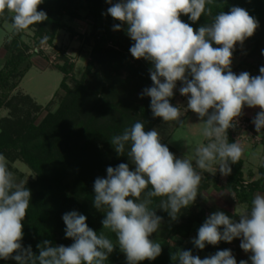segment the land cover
I'll return each instance as SVG.
<instances>
[{
	"label": "clouds",
	"instance_id": "1",
	"mask_svg": "<svg viewBox=\"0 0 264 264\" xmlns=\"http://www.w3.org/2000/svg\"><path fill=\"white\" fill-rule=\"evenodd\" d=\"M42 2L0 0V17H10L14 32L24 31L48 19L38 10ZM106 2L110 5L106 15L120 22L113 30L126 31L133 41L129 49L132 57L151 65L152 86L140 95L150 97L153 117L169 126L175 123L183 127L182 117L191 111L202 125L204 142L188 159L177 158L162 143L160 131H146L145 123L139 120L113 135L109 141L115 152L127 155L134 169L126 163L107 167L106 178L94 181L93 206L104 213L102 229L113 233L115 242L105 231L97 233L90 228L85 215L70 211L62 219L65 237L73 243L53 245L44 240L37 244L38 254L31 245L22 244V222L31 204V191L25 181L16 180L7 157L0 153V260H14L16 264H108L117 247L127 264L155 260L162 253V245L150 237L159 231L163 219L155 209L166 211L176 221L182 210L202 194L199 188L204 172L231 174V165L240 161L246 149L238 140L229 142L228 130L237 127L245 106L260 109L252 123L259 135L264 133V66L255 76L247 71L236 74L231 68L236 45L243 46L259 28V21L245 8L232 6L227 12L220 10L212 15L207 7L212 0ZM182 15L193 23L203 15H212V20L194 29L181 19ZM177 82L182 84L180 95L187 97L186 107L170 102ZM155 198H160L159 203L152 207ZM237 216L238 220L223 211L211 213L192 244L203 250L206 245L239 238L240 248L251 253V264H264V192H256L250 205ZM171 260L174 264H237L230 249L203 259L191 250L177 249ZM239 264L249 261L240 260Z\"/></svg>",
	"mask_w": 264,
	"mask_h": 264
},
{
	"label": "trees",
	"instance_id": "2",
	"mask_svg": "<svg viewBox=\"0 0 264 264\" xmlns=\"http://www.w3.org/2000/svg\"><path fill=\"white\" fill-rule=\"evenodd\" d=\"M74 1L43 0L38 10L43 7L48 19L36 26L37 39L46 38L47 42L52 44L59 31L69 32L61 16L67 15L71 6L76 5ZM93 4L91 7L93 10L102 9L98 4ZM84 5L86 9H89V4ZM232 6L245 8L259 21V28L245 42L251 41L253 44L251 50L260 56V60L257 58V61L260 62V66H264V55H262L264 51V0H212L207 5L212 15L220 10L227 12ZM57 11H60L61 15L54 20L50 15ZM212 15H203L195 23L185 15H182L181 19L194 29H198L201 25L210 23ZM8 21L11 23L10 19ZM101 22L102 16L98 24ZM113 22H115L114 19H111L107 25H113ZM126 38L127 41H131L128 36ZM105 42V37L102 35L101 39L96 42L97 48L102 47L98 49V52L104 51ZM261 43L263 46H260ZM132 44L133 41L128 42L127 48L122 47L123 51L129 52ZM240 46L238 45L233 55L239 51ZM5 52L6 57L0 68L1 92L17 88L31 69L29 58H26L24 52L21 51L18 40L9 43ZM113 55L110 61L107 60L106 66L104 62H98L100 66L93 74V79H91L93 81L89 80L90 72L94 67L92 64L87 67L81 79H70L74 84L72 88L66 83L68 81L66 69L56 67L62 74L59 87L63 95L59 109L55 113L47 114L39 122L35 119L28 121L27 118L25 120L4 119L0 122V153L15 154L29 166L37 178L29 189L31 204L22 222L24 232L22 244L24 247L31 245L36 254L39 252L37 244L44 240L51 241L53 245L70 246L73 243L70 238L65 237L66 226L62 216L67 212L77 211L85 215L88 226L98 232L95 219L99 216V211L93 206L94 181L97 177L106 178L107 167H114L115 162L120 159L109 140L113 135L120 134L125 127L138 120L145 123L146 131L153 129L162 120L153 117L150 100L136 108L134 115L131 116L119 113L118 109L114 110V107L109 105L104 98L107 96V91L102 84V79L110 85V90L114 91V95L120 96L131 90L133 82L138 77L141 79L146 68L142 64L137 68L130 66L127 58L121 53ZM112 61L115 64H112ZM150 67L148 62V68ZM124 72L127 73V78L122 79ZM111 73L114 74V79L110 78ZM58 95L59 93L56 92L54 97ZM4 103V100L0 99V110ZM71 128H77V131ZM228 139L229 142L235 141L229 132ZM261 140L264 141V133H261ZM168 147L173 152V149ZM231 168V174L225 176V187L235 195L237 202L250 204L252 193L258 189L259 182L248 186L242 185L241 160L231 165ZM214 181L218 182L217 179ZM186 223L184 230H179L182 235L189 236L194 223L192 224L191 218L186 220ZM223 244V249H229L230 243L224 242ZM204 250L209 255H213L221 248H218V245H206ZM5 262L16 264L14 260Z\"/></svg>",
	"mask_w": 264,
	"mask_h": 264
},
{
	"label": "rangeland",
	"instance_id": "3",
	"mask_svg": "<svg viewBox=\"0 0 264 264\" xmlns=\"http://www.w3.org/2000/svg\"><path fill=\"white\" fill-rule=\"evenodd\" d=\"M61 2H65V0H61ZM74 2L76 5H72L71 8L69 7L70 11H68V14L66 15L63 12L65 15L61 16L63 24L69 28V32L66 30L59 31L52 44L48 43L46 38H41V40L37 39L36 26L39 24L30 26L29 29L21 32H14L8 21L10 17H0V68L3 66L6 57V46L17 40L19 42V47H21V51L24 52L26 58H29L28 62L31 65L30 71L26 74L17 88L10 89L8 92H1L0 90V99L5 102L3 108L0 110V122L4 119L16 120L17 118L21 120L27 118L28 121L35 119V121L39 122L47 114L55 113L59 109L63 95L59 87L62 74L56 67H64L66 69L68 78L66 83L72 88L74 84L70 79H81L87 67L92 64L94 67L90 72L89 80L93 81L91 80L93 79V74L99 68L98 66H100L98 62H104L106 66L107 60L110 61L115 53L124 55L127 61H129L130 66L137 68L138 65L142 64L145 65L146 68L141 79L138 77L136 81L133 82L131 90L120 96L114 95V91L110 90V85L101 78L102 84H104L107 91V96L104 98H106L109 105L112 108L114 107V110L118 109L119 113H125L124 115L130 114L131 116L134 115L133 112L136 111V108H139L150 100V97L145 96L141 98L140 95L144 88L152 86L148 62L144 59L137 60L133 58L130 51H123L122 47L127 48L128 42L132 41H127L126 31L113 30V26L120 23L119 21L114 20L115 22H113V25H107V22L113 19L110 15H106L107 8L110 7V5L106 0H75ZM113 2L115 3L116 0H113ZM93 3L98 4L102 9L93 10L91 8L92 5H94ZM84 4H89V9H86ZM40 9L45 12L43 7ZM59 15H61V13L57 11L50 16L54 20H57ZM101 16L102 22L98 24ZM123 27L126 29V25ZM102 35L105 37L106 41L105 49L104 51L98 52V49L102 47L97 48L96 42L101 39ZM238 45L239 44L236 45L235 49ZM215 46L216 45H214V47ZM260 46H263V43H261ZM252 47L253 44L248 40L243 46H240L239 51L233 55L231 68L234 73L239 74L242 71H247L253 76L259 75V68L262 66H260V62L258 63L257 58L260 56L256 55L251 50ZM111 63L115 64L114 61ZM110 78L114 79L113 73H111ZM124 78H127V73L125 72L122 73V79ZM180 86L181 83L179 82L176 89H174V96L171 98L170 102L174 106L180 105L186 107L187 97L180 95L178 91ZM56 92H58L59 95L54 97ZM241 118L245 117L242 115ZM182 119L185 120L183 127L175 123L169 126L161 120V122L153 128L160 131L162 142L173 149V152H171L174 153L177 158L185 157L192 159L195 147L204 142V137L201 135L202 125L198 124L200 121L197 115L191 111H188ZM245 119L249 122L250 126V121L247 118ZM100 123L98 122V124ZM71 129L77 131V128ZM228 132L234 138H237L238 134L242 131L233 132L229 129ZM4 155L7 157L9 168L14 173L16 180L18 182L21 180L25 181L26 187L30 189L31 185L35 183L37 179L35 173L15 154ZM119 162L129 164L130 169H134V165L131 164L127 155L120 156V159L115 162L114 167L118 166L120 164ZM197 170L199 171V169ZM218 174V170L214 174L209 172L203 173V180L199 188L202 194H198L196 201L189 209L182 210L176 221H172L166 211L159 208L155 209L156 214L163 219L159 231L153 233L150 238L158 240L161 243L162 253L155 260H145L140 262V264H174L171 260V254L177 249L191 250L193 255H198L201 259L210 256L204 249H197L191 241L197 236L198 229L204 223L205 219L214 212L213 204L217 201L216 199L219 195L209 194L206 199L203 196L212 192L211 186L213 180L217 179L222 183L224 182V177L220 179L221 176ZM221 196L228 198L227 193L224 192ZM158 203L159 199L155 198L152 207L158 206ZM103 218L104 213L99 211V216L95 219L97 225L96 229L98 230L97 233L105 231V234L115 242V235L102 229L101 221ZM190 218L194 225L192 226L189 236H184L179 229L185 228L187 224L186 220ZM223 243L224 242L221 241L218 244V248H221V250L226 249H223ZM228 248L233 251L236 247L233 246V244L232 247H230L229 244ZM239 251L243 257H241L242 260H246V255H244L245 252L242 250ZM234 257L239 258L238 255H234ZM0 264L7 263L5 260H0ZM108 264H127L125 255L119 251L118 247L109 256Z\"/></svg>",
	"mask_w": 264,
	"mask_h": 264
},
{
	"label": "crops",
	"instance_id": "4",
	"mask_svg": "<svg viewBox=\"0 0 264 264\" xmlns=\"http://www.w3.org/2000/svg\"><path fill=\"white\" fill-rule=\"evenodd\" d=\"M260 109L258 107L256 108H244V113L242 114L245 118H247L250 121V127L246 131H242L238 134L237 138L235 140H238L241 144L245 146V153L243 157L240 159L242 161V180L243 186H248L252 184H256L259 182V187L257 190H255L252 193L251 199L253 198L254 194L256 192H264V141L261 140V134L259 135L255 131V126L252 123L253 117L256 115L257 112H259ZM257 135H259V138H257ZM218 175H220V179L224 177V182L218 180L216 183L215 181L212 184V192H209L208 194L204 195L203 197L209 196V194L219 195L216 199L215 203L213 204V210L216 211H223L225 214H227L229 217L238 220L239 217L237 216L246 205H250L249 203L240 204L237 202L236 198H233L231 195L232 192H230L225 187V176H222L220 172L218 171ZM227 193V197H222V193ZM233 194V193H232ZM234 195V194H233ZM235 197V195H234ZM228 199V200H227ZM235 212L237 215H235ZM235 246L232 253L237 257L236 260L239 262L242 260V254L239 250H242L240 248V239H234L230 243V247ZM233 249V248H232ZM243 251V250H242ZM241 251V252H242ZM246 255V260H249V256L251 253H244ZM242 257V258H241Z\"/></svg>",
	"mask_w": 264,
	"mask_h": 264
},
{
	"label": "built area",
	"instance_id": "5",
	"mask_svg": "<svg viewBox=\"0 0 264 264\" xmlns=\"http://www.w3.org/2000/svg\"><path fill=\"white\" fill-rule=\"evenodd\" d=\"M181 86H182V84H181ZM180 86V87H181ZM179 87V88H180ZM179 88H178V91H179ZM180 93V92H179ZM249 122L245 119V118H241V117H239L238 118V125H237V127L235 128V129H231L233 132L235 131V132H238V131H246V130H248L249 129Z\"/></svg>",
	"mask_w": 264,
	"mask_h": 264
}]
</instances>
